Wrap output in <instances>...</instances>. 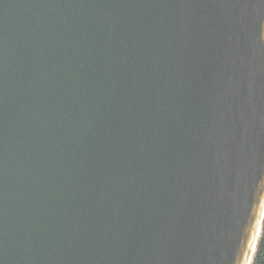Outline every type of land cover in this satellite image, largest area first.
Here are the masks:
<instances>
[{"label": "water", "instance_id": "obj_1", "mask_svg": "<svg viewBox=\"0 0 264 264\" xmlns=\"http://www.w3.org/2000/svg\"><path fill=\"white\" fill-rule=\"evenodd\" d=\"M264 214V0H0V264H250Z\"/></svg>", "mask_w": 264, "mask_h": 264}, {"label": "trees", "instance_id": "obj_2", "mask_svg": "<svg viewBox=\"0 0 264 264\" xmlns=\"http://www.w3.org/2000/svg\"><path fill=\"white\" fill-rule=\"evenodd\" d=\"M250 264H264V214L261 220V227L256 246Z\"/></svg>", "mask_w": 264, "mask_h": 264}]
</instances>
